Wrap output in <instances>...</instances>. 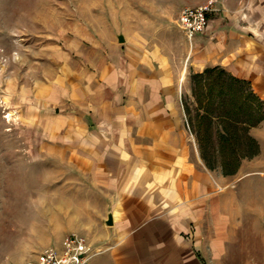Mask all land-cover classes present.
Segmentation results:
<instances>
[{
  "label": "rangeland",
  "instance_id": "374dc122",
  "mask_svg": "<svg viewBox=\"0 0 264 264\" xmlns=\"http://www.w3.org/2000/svg\"><path fill=\"white\" fill-rule=\"evenodd\" d=\"M205 1L0 0V264H26L37 249L51 240L58 244V235L82 226L81 220L67 216L75 206L76 189H82L67 186L71 173L65 162L50 155L57 142L51 138V121L72 106L83 111L81 80L91 73L144 69L158 57L166 66L183 69L186 129L198 145L196 132L200 134L205 150L209 139L219 147L222 114L248 123L258 118L250 112L260 105L255 98H222L218 83L213 106L209 98L203 106L197 102L194 75L201 72L195 63V36L181 28L179 15ZM67 86L76 105L66 98ZM207 115H213V123ZM228 133L226 153L216 152L213 158L215 147L209 146L215 172L225 175L220 164L235 163V151L241 165L237 173L225 175L203 204L196 224L201 254L209 264H264V120L249 128L260 147L254 157H245L254 151L245 131L230 126Z\"/></svg>",
  "mask_w": 264,
  "mask_h": 264
},
{
  "label": "crops",
  "instance_id": "0c3cea01",
  "mask_svg": "<svg viewBox=\"0 0 264 264\" xmlns=\"http://www.w3.org/2000/svg\"><path fill=\"white\" fill-rule=\"evenodd\" d=\"M216 1L207 30L194 37L197 70L222 67L264 100V0ZM101 71L81 80L83 111L72 106L51 121L50 155L65 162L67 186L82 189L67 216L82 226L37 251L78 234L103 250L92 264H209L196 224L226 176L207 167L187 132L185 71L160 57L144 69Z\"/></svg>",
  "mask_w": 264,
  "mask_h": 264
},
{
  "label": "trees",
  "instance_id": "16d2710c",
  "mask_svg": "<svg viewBox=\"0 0 264 264\" xmlns=\"http://www.w3.org/2000/svg\"><path fill=\"white\" fill-rule=\"evenodd\" d=\"M194 79H195V89H194V94L197 95V102L203 106V104H207V102H205L206 98H209V106L210 105H214L213 104V99H214V93H215V85L216 83H218V90L219 92L222 94V98H228L230 96V94L232 96H234V98L236 96L241 97V102H245L246 97H250L252 96V98H255L256 102L259 103V107H256L255 105L251 106V114L252 116H256L258 115L257 119H254L252 122L248 123L247 121H244L243 119H240L239 121L236 120L234 118V116L227 113H224L220 116L221 118V122L223 124L222 129L219 131V147L216 148V146L213 144L214 140H210L209 139V145H206V150L204 148L205 143L204 140L201 139L200 134L197 133V137H198V141H199V145H200V150H201V155L202 158L206 161L207 167H209L210 169L214 170L215 164L214 161L211 160V155H209V146L212 147V145H214L215 149L213 150V158H214V154L216 152H223L226 153V150H228L229 148V144H230V136H229V129L230 126H232L235 129H238L240 131H245L247 133V136L249 137L251 143H252V147L254 148V151L251 154L246 155L245 157H254L258 154V152L260 151V147H259V143L257 142V140L249 133V128L251 127H256L258 124H260L263 120H264V100H262L252 89L250 82L239 79L233 75H231L230 73H228L224 68L219 67V66H215V67H209L206 68L203 72L201 73H197L194 75ZM248 87H250L249 91L247 90ZM208 92L206 95H203V97H199V93L202 92ZM199 92V93H198ZM248 92V94L246 93ZM245 93V94H244ZM245 97H244V95ZM224 96V97H223ZM215 103V102H214ZM243 106V105H241ZM205 108V107H204ZM208 113L210 114V111L205 112V114ZM209 117H206L209 119L210 123H213V115H207ZM227 124L229 125V127H225L227 126ZM225 125V126H224ZM240 125V127L238 128V126ZM248 128V129H247ZM209 150V151H208ZM234 156H236L237 161L235 163H233L232 161H229V163H221V167L223 169V172L225 175H233L235 173H237V171L240 168V156L239 153H237V151H235L233 153ZM243 157V158H245ZM226 162V160H225ZM232 162V164H231Z\"/></svg>",
  "mask_w": 264,
  "mask_h": 264
},
{
  "label": "built area",
  "instance_id": "2783aa9c",
  "mask_svg": "<svg viewBox=\"0 0 264 264\" xmlns=\"http://www.w3.org/2000/svg\"><path fill=\"white\" fill-rule=\"evenodd\" d=\"M216 3V0H209L202 5L182 9L179 23L189 37L207 30L211 14L217 11ZM102 252L87 237L72 234L60 245L42 249L26 264H92V259Z\"/></svg>",
  "mask_w": 264,
  "mask_h": 264
},
{
  "label": "water",
  "instance_id": "95a60500",
  "mask_svg": "<svg viewBox=\"0 0 264 264\" xmlns=\"http://www.w3.org/2000/svg\"><path fill=\"white\" fill-rule=\"evenodd\" d=\"M119 41H120V42H125V41H126L124 35H120V36H119ZM108 222H109V224L112 223V218H111V217L109 218V221H108Z\"/></svg>",
  "mask_w": 264,
  "mask_h": 264
}]
</instances>
